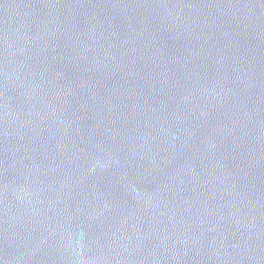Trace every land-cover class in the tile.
Returning <instances> with one entry per match:
<instances>
[{"label":"water","instance_id":"1","mask_svg":"<svg viewBox=\"0 0 264 264\" xmlns=\"http://www.w3.org/2000/svg\"><path fill=\"white\" fill-rule=\"evenodd\" d=\"M0 264H264V0H0Z\"/></svg>","mask_w":264,"mask_h":264}]
</instances>
